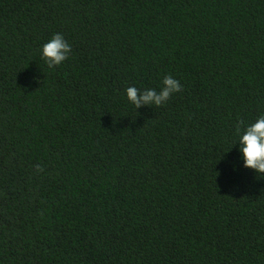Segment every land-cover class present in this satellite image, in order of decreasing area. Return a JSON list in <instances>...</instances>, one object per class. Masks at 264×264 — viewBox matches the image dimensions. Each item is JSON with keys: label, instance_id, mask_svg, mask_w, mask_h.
<instances>
[{"label": "trees", "instance_id": "trees-1", "mask_svg": "<svg viewBox=\"0 0 264 264\" xmlns=\"http://www.w3.org/2000/svg\"><path fill=\"white\" fill-rule=\"evenodd\" d=\"M260 113L264 0H0V264H264Z\"/></svg>", "mask_w": 264, "mask_h": 264}, {"label": "clouds", "instance_id": "clouds-1", "mask_svg": "<svg viewBox=\"0 0 264 264\" xmlns=\"http://www.w3.org/2000/svg\"><path fill=\"white\" fill-rule=\"evenodd\" d=\"M71 52V45L63 34L54 33L40 48V56L48 68L60 65ZM181 90V83L171 75H165L155 87L142 90L128 86L124 90L127 101L136 109L140 106H162L169 97ZM233 146L242 161L241 167L252 170L256 175L264 174V113L254 121L237 122L233 128Z\"/></svg>", "mask_w": 264, "mask_h": 264}]
</instances>
